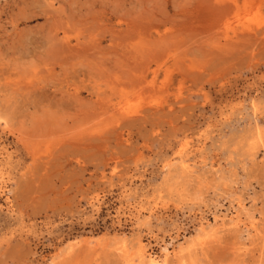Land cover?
Wrapping results in <instances>:
<instances>
[{"label": "rangeland", "instance_id": "rangeland-1", "mask_svg": "<svg viewBox=\"0 0 264 264\" xmlns=\"http://www.w3.org/2000/svg\"><path fill=\"white\" fill-rule=\"evenodd\" d=\"M157 263L264 264V0H0V264Z\"/></svg>", "mask_w": 264, "mask_h": 264}, {"label": "bare ground", "instance_id": "bare-ground-1", "mask_svg": "<svg viewBox=\"0 0 264 264\" xmlns=\"http://www.w3.org/2000/svg\"><path fill=\"white\" fill-rule=\"evenodd\" d=\"M231 3V2H230ZM219 5V4H218ZM222 5V4H221ZM224 6V5H223ZM234 6V5H233ZM236 8V7H235ZM202 231V230H201ZM140 250V249H139ZM168 251V250H167ZM145 254V253H144ZM166 256V255H165ZM165 258V257H164ZM153 262H154V260H152ZM148 262V261H147ZM156 262V261H155ZM154 262V263H155ZM149 263V262H148ZM157 264H159V263H157Z\"/></svg>", "mask_w": 264, "mask_h": 264}]
</instances>
